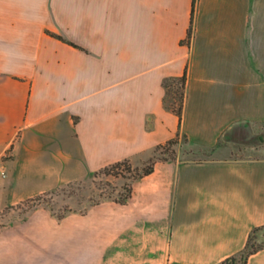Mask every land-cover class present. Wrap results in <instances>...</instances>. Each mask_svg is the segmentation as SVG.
Masks as SVG:
<instances>
[{
	"label": "crops",
	"instance_id": "0c3cea01",
	"mask_svg": "<svg viewBox=\"0 0 264 264\" xmlns=\"http://www.w3.org/2000/svg\"><path fill=\"white\" fill-rule=\"evenodd\" d=\"M191 2L0 0L8 204L148 159L178 130L162 81L184 70L180 132L194 154L237 122H264V0H196L185 42ZM255 150L157 160L124 203L61 218L33 208L0 226V264H218L264 224V140ZM246 264H264V247Z\"/></svg>",
	"mask_w": 264,
	"mask_h": 264
},
{
	"label": "rangeland",
	"instance_id": "374dc122",
	"mask_svg": "<svg viewBox=\"0 0 264 264\" xmlns=\"http://www.w3.org/2000/svg\"><path fill=\"white\" fill-rule=\"evenodd\" d=\"M180 84L176 83L171 87L173 91H180ZM173 98L168 95L167 102H171ZM178 101V100H177ZM264 140V122L241 121L235 123L220 138V145L213 150L210 148L195 153L190 144L184 142L181 136L179 144L174 146L175 159L188 160L200 159L211 155H222L230 157H242L248 154H254L255 148ZM191 148L192 152L186 153ZM166 155V154H165ZM10 153L6 151L2 157L9 158ZM148 159L140 161H131L133 166L142 167ZM3 168L1 173L3 174ZM132 173L125 172V176H114L112 174L98 173L81 180L71 181L61 185L52 192L43 195L40 201L31 208L26 205L16 206L8 204L11 200L10 193L0 187V226L7 225L15 220L23 217L28 211L36 207L47 209L52 215L57 216L68 211H83L89 205L104 199L118 200L120 194L124 192L123 185L131 182ZM264 229L258 230L251 241L256 245L262 244L264 241Z\"/></svg>",
	"mask_w": 264,
	"mask_h": 264
},
{
	"label": "trees",
	"instance_id": "16d2710c",
	"mask_svg": "<svg viewBox=\"0 0 264 264\" xmlns=\"http://www.w3.org/2000/svg\"><path fill=\"white\" fill-rule=\"evenodd\" d=\"M195 2H196V0H192V2H191L190 21H189V26L187 29V37L185 38V40H183L185 42L190 41L191 34L193 31V18H194ZM48 33L54 37H57V38L65 41V42L75 46V47H80L77 43H75L71 40H67L63 36H61L57 33H54L51 31H48ZM185 81H186V70H184V72L180 76L166 77L162 81L163 86L165 87L164 101H165L166 105L177 116L178 130H177L176 134L174 136L168 138L167 140L158 143L154 148L153 154L148 158L147 162L142 167L133 166L131 163V160L129 158H124V159L109 163V164L101 167L100 169H98L97 171L94 172V175L101 172L104 174H112L114 176H125V172L132 173L131 182L123 185L124 192L120 194V197L117 201H119L121 203L126 202V200L131 196L132 181L152 172L154 169V164L157 160L166 161L169 159H175L176 151H175L174 146L176 144H179L181 136L183 137L184 142H186V143L188 142L187 136L185 134H181V132H180L182 113H183L184 96H185V91H184ZM176 83L180 84V89H179L180 91H173V93H171V87H173ZM168 95H170L173 98V100L171 102H167V96ZM218 145H220V138L217 141V143L210 148V150H213ZM11 148H12V145L9 147L8 150H11ZM190 152H192V149L191 148L187 149L186 153H190ZM51 192H52V190L40 192L36 195H33L31 197H28V198H25V199L19 201L15 205L16 206L26 205V208H31L36 204V202L41 200L43 195L51 193ZM62 216H63V214L57 215L58 218H61ZM260 229H264V224L255 226L251 229V231L248 235V238H247V242L241 251H239L236 254L225 257L218 264H246L247 258L250 254H252L253 252L257 251L258 249L264 247V241L262 244H258V245H256L254 243V241H251L252 238L254 237L255 233ZM263 237H264V235H263ZM165 264H175V263L167 262Z\"/></svg>",
	"mask_w": 264,
	"mask_h": 264
},
{
	"label": "built area",
	"instance_id": "2783aa9c",
	"mask_svg": "<svg viewBox=\"0 0 264 264\" xmlns=\"http://www.w3.org/2000/svg\"><path fill=\"white\" fill-rule=\"evenodd\" d=\"M3 174H4V171H3Z\"/></svg>",
	"mask_w": 264,
	"mask_h": 264
}]
</instances>
